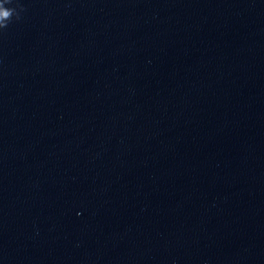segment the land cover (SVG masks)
Segmentation results:
<instances>
[{
	"label": "water",
	"instance_id": "1",
	"mask_svg": "<svg viewBox=\"0 0 264 264\" xmlns=\"http://www.w3.org/2000/svg\"><path fill=\"white\" fill-rule=\"evenodd\" d=\"M8 6L0 264H264V0Z\"/></svg>",
	"mask_w": 264,
	"mask_h": 264
},
{
	"label": "clouds",
	"instance_id": "2",
	"mask_svg": "<svg viewBox=\"0 0 264 264\" xmlns=\"http://www.w3.org/2000/svg\"><path fill=\"white\" fill-rule=\"evenodd\" d=\"M13 3V0H0V29H4L8 26L13 16L19 18V13L14 7L8 6ZM23 10L22 5H17Z\"/></svg>",
	"mask_w": 264,
	"mask_h": 264
}]
</instances>
